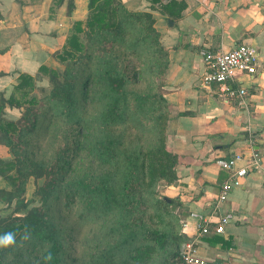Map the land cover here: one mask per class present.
<instances>
[{
    "label": "trees",
    "instance_id": "obj_1",
    "mask_svg": "<svg viewBox=\"0 0 264 264\" xmlns=\"http://www.w3.org/2000/svg\"><path fill=\"white\" fill-rule=\"evenodd\" d=\"M64 1L60 0L61 3ZM149 1L153 9L159 5L162 12L170 11L175 4L173 0ZM88 2V19L85 22H75L68 45L56 56L61 59L64 69L46 65L39 68V73L47 77L51 84L50 91L42 99L30 95L27 87L35 88L33 78L30 73H22L19 80H23L16 85V92L13 91L9 98L0 92V144L9 147L15 155L14 160L0 163V177L6 179L12 188V191L6 193L8 203L11 204L14 198L17 201L16 209L11 215L0 217V232L15 231L19 239L27 225L47 246L38 264H71L64 255L59 230L53 219L41 207L29 208L30 204L23 197L24 185L31 177L44 180L36 190V195L43 200L56 196L61 185L66 164L62 149L57 151L51 161H32L25 154L28 138L36 132L41 114L50 110L58 113L67 125H76L85 133L84 137L90 136V140L83 144L89 147L91 154L98 160L118 166L116 173L104 176L84 174L62 184L65 205H73L77 197L91 202L84 218L94 216V212L116 216L107 224L102 248L85 264H181L179 244L187 240L186 235L178 236L179 242L175 244L170 231L149 228L144 221L152 206L146 202L143 169L146 160L152 159L153 170L149 169V174L153 175L155 184L160 179L171 184L177 180L176 156L167 152L163 144L162 150H150L147 157L133 150L126 152L125 159H122L124 152L119 150L122 145L120 135L105 131L111 124L123 120L127 114L132 120H147L152 123L165 117L169 110L163 96L127 91L132 70L129 69V61L115 49V45H125L128 50L148 49L149 52L159 36L154 29L155 18L149 12L127 9L123 0ZM74 3L75 0H68L69 8ZM96 44L93 53L91 50ZM93 55L96 71L85 75L83 83L86 87L94 82L105 86L106 103L97 114L84 117L77 105L79 73L91 62ZM140 74L141 71L138 72V77ZM1 75L5 74L0 73ZM7 107H25L26 111L20 119L12 120L6 116ZM160 131L162 135V130ZM164 140L165 137L161 138L162 143ZM12 170L16 174H10ZM154 206L159 211L163 210L162 214H172L170 206L173 207V204L164 200H158ZM172 216L178 220L173 214ZM10 250L0 249V264H7L4 256ZM48 253H51L52 259L45 261L44 257Z\"/></svg>",
    "mask_w": 264,
    "mask_h": 264
},
{
    "label": "crops",
    "instance_id": "obj_2",
    "mask_svg": "<svg viewBox=\"0 0 264 264\" xmlns=\"http://www.w3.org/2000/svg\"><path fill=\"white\" fill-rule=\"evenodd\" d=\"M173 1V18L161 14L159 5L152 12L155 28L171 50L164 84L173 114L167 147L178 163L168 194L183 234L196 241L205 264H264V0ZM125 3L132 11L153 9L149 0ZM239 44L257 50V71L237 73L226 85H203L207 67L201 52L228 51ZM240 88L247 91L242 98ZM239 153L245 160L238 166L257 155L261 167L219 203L228 173L217 160ZM227 213L232 219L218 234L215 228ZM198 215L211 217L209 234H198Z\"/></svg>",
    "mask_w": 264,
    "mask_h": 264
},
{
    "label": "rangeland",
    "instance_id": "obj_3",
    "mask_svg": "<svg viewBox=\"0 0 264 264\" xmlns=\"http://www.w3.org/2000/svg\"><path fill=\"white\" fill-rule=\"evenodd\" d=\"M123 2L126 6L125 0ZM159 9L161 11V8ZM154 11L155 9H151L145 12L153 15ZM89 12L88 0H75L72 8H69L68 0L63 3L60 0H0V73L5 74L0 76V92L9 98L15 91L16 85L23 80V78L19 80L20 75L30 73L35 88L27 87V91L29 90L30 95L42 99L50 91L51 84L47 77L39 73L40 66L64 69L61 59L56 56L68 45L75 22H85L89 17ZM169 12L161 14L173 18ZM168 22L172 23L171 20ZM154 29L159 36L156 35L155 46L149 52H147L148 49L128 50L125 45H115V49L123 54L126 61H129V69L132 70L127 91L164 97L166 90L164 84L168 81L167 71L171 68V50L163 44L161 34L156 30L155 24ZM96 47L97 44L91 51L93 52ZM94 57L93 55L91 62L79 73L77 105L78 111L84 117L97 114L106 103L105 86L94 82L86 87L83 83L85 75L96 71ZM140 71L141 74L138 77L137 74ZM16 95L21 100V96L18 93ZM25 111V107L21 109L7 107L6 116L12 120H18ZM129 116L127 114L123 120L105 129L112 135H120L122 145L119 150L124 152L122 159H125L126 152L133 150L147 157L150 150H162L163 144L166 151L173 154L167 147V139L172 133L171 119L173 117L169 110L166 111L165 117H161L157 122L154 120L152 123L147 120H132ZM84 134L76 125H67L58 113L48 110L41 114L37 130L34 135L29 136V142L25 146L27 158L36 162L53 160L60 149L64 153L66 164L57 195L49 200H43L37 196V187L42 185L44 180H35L31 177L24 185L23 197L30 204L29 208L41 207L53 219L59 230L64 255L71 264H85L97 254L102 248L107 224L116 217L115 214L105 215L94 212V216L88 215L84 218L83 215L91 207V202L80 197L74 200L73 205L67 206L63 203V183L66 184L84 174L104 176L118 171L117 164L101 162L91 154L89 147L83 144L84 141L90 140V136L84 137ZM163 137L165 140L162 143L161 138ZM175 156L178 163V157ZM14 159L15 155L10 148L0 144V163ZM152 166V159H147L143 168L146 202L152 205L144 221L149 228L170 231L172 237L174 236L173 243L177 244L178 236L185 237V235L180 218L175 213L176 207L170 206V210L172 209V214L178 220L172 214L170 216L162 214L163 210L159 211L154 206L158 200L173 204L174 200H171L168 194V187L174 183H165L160 179L158 184H155L153 175L149 174V169L153 170ZM9 173L16 174L14 170ZM10 191L12 188L9 183L0 177V217L3 218L11 215L17 206L15 198L11 199V204L8 203L6 193ZM183 244L184 241L179 244V253ZM46 247L40 236L31 232V238L13 247L5 254L4 261L7 264H38Z\"/></svg>",
    "mask_w": 264,
    "mask_h": 264
},
{
    "label": "built area",
    "instance_id": "obj_4",
    "mask_svg": "<svg viewBox=\"0 0 264 264\" xmlns=\"http://www.w3.org/2000/svg\"><path fill=\"white\" fill-rule=\"evenodd\" d=\"M203 62L207 67V73L202 79L203 85L220 84L226 85L230 82L237 73H246L253 75L257 71L259 54L255 48L247 44H239L236 47L225 51L223 49L210 50L204 49L201 52ZM233 94V93H232ZM247 95L244 88H240L238 96L240 98ZM245 160V155L242 153L227 159H218L217 164L227 171L228 178L221 185L218 202L227 200L230 192L241 186L247 175L261 167V160L257 155L246 161L243 166H238V163ZM230 213L224 214L220 218V223L215 228L216 233L222 234L225 232L226 225L231 221ZM197 230L199 235H207L210 233L211 217L207 215L197 216ZM181 264H205V261L199 256L197 243L195 240H186L180 251Z\"/></svg>",
    "mask_w": 264,
    "mask_h": 264
},
{
    "label": "clouds",
    "instance_id": "obj_5",
    "mask_svg": "<svg viewBox=\"0 0 264 264\" xmlns=\"http://www.w3.org/2000/svg\"><path fill=\"white\" fill-rule=\"evenodd\" d=\"M31 238V231L25 225L23 231L19 235V240L17 239V233L12 230L0 232V249H12L13 247L19 246L21 241H27ZM45 261H50L52 259L51 253H48L44 257Z\"/></svg>",
    "mask_w": 264,
    "mask_h": 264
}]
</instances>
